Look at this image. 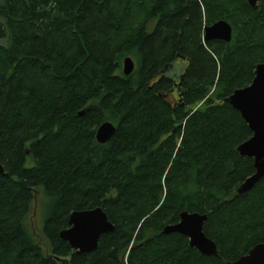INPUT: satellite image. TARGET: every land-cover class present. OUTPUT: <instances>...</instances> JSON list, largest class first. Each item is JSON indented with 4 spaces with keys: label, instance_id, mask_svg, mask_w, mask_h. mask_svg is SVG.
I'll return each instance as SVG.
<instances>
[{
    "label": "trees",
    "instance_id": "16d2710c",
    "mask_svg": "<svg viewBox=\"0 0 264 264\" xmlns=\"http://www.w3.org/2000/svg\"><path fill=\"white\" fill-rule=\"evenodd\" d=\"M221 19L231 40L205 42ZM263 61V0H0V264H228L264 242V177L236 191L252 132L224 100ZM37 190L47 250L25 225ZM95 207L114 229L75 252L59 233ZM182 211L217 256L162 233Z\"/></svg>",
    "mask_w": 264,
    "mask_h": 264
},
{
    "label": "water",
    "instance_id": "95a60500",
    "mask_svg": "<svg viewBox=\"0 0 264 264\" xmlns=\"http://www.w3.org/2000/svg\"><path fill=\"white\" fill-rule=\"evenodd\" d=\"M248 4L257 9L261 0H247ZM264 1V0H263ZM232 37V27L226 20H218L204 28L203 40H221L229 42ZM134 68L133 60L126 56L123 59V73L128 75ZM235 110L251 130V136L240 143L236 150L241 156L253 159L254 172L248 176L236 189L243 194L251 189L264 177V61L255 66L251 82L242 88L235 89L224 99ZM115 131V126L105 121L95 132L96 140L106 142ZM3 171L0 165V172ZM206 214L182 211L176 223L168 224L162 233H180L188 238L189 245L205 256H217L215 242L203 231ZM114 226L108 220L100 207L73 211L68 218V227L60 231L59 236L68 242L75 252H91L96 249L101 234L110 233ZM228 264H264V242L251 247L248 252Z\"/></svg>",
    "mask_w": 264,
    "mask_h": 264
},
{
    "label": "rangeland",
    "instance_id": "374dc122",
    "mask_svg": "<svg viewBox=\"0 0 264 264\" xmlns=\"http://www.w3.org/2000/svg\"><path fill=\"white\" fill-rule=\"evenodd\" d=\"M174 96H176L175 94L172 96L174 98ZM169 100H172L171 97H169ZM200 105V104H198ZM30 161H27V164H29ZM35 197L36 199L33 201L32 205H31V209L25 219V225L28 228L29 232L33 235V237L35 238V240L37 242H39V244H41V246L44 249H48L47 243L44 239V237L42 236L41 233V225H42V216L41 213L39 211V202L40 199L42 197L41 191L37 190L35 193Z\"/></svg>",
    "mask_w": 264,
    "mask_h": 264
}]
</instances>
